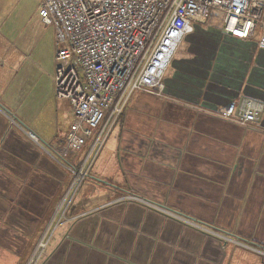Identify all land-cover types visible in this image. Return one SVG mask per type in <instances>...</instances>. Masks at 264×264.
Masks as SVG:
<instances>
[{
    "label": "crops",
    "instance_id": "obj_1",
    "mask_svg": "<svg viewBox=\"0 0 264 264\" xmlns=\"http://www.w3.org/2000/svg\"><path fill=\"white\" fill-rule=\"evenodd\" d=\"M201 25L164 95L130 97L57 225L91 141L59 155L73 108L55 95L52 49L0 35V264H264L241 244L264 250V47ZM243 100L257 121L218 115Z\"/></svg>",
    "mask_w": 264,
    "mask_h": 264
},
{
    "label": "built area",
    "instance_id": "obj_2",
    "mask_svg": "<svg viewBox=\"0 0 264 264\" xmlns=\"http://www.w3.org/2000/svg\"><path fill=\"white\" fill-rule=\"evenodd\" d=\"M38 1L41 21L54 29L55 95L68 100L73 108L69 132L57 141L59 155L78 151L91 141L82 165L67 167L72 181L66 207L86 179L130 97L135 92L164 95L165 73L192 24H205L215 11L222 17L226 34L240 40L256 37L258 46L264 47V0ZM260 112L258 103L243 100L229 103L218 115L248 125L259 119ZM25 133L38 143L32 132ZM125 199L158 208L136 196ZM175 216L215 234L196 221ZM47 240L40 241L37 256ZM241 244L260 254L264 263L263 249Z\"/></svg>",
    "mask_w": 264,
    "mask_h": 264
},
{
    "label": "rangeland",
    "instance_id": "obj_3",
    "mask_svg": "<svg viewBox=\"0 0 264 264\" xmlns=\"http://www.w3.org/2000/svg\"><path fill=\"white\" fill-rule=\"evenodd\" d=\"M39 8L40 2L38 0H0V35L11 39V41L16 38H21V41L33 42L34 45L32 50H36V52H41L44 48H48L45 51L50 53L49 49L51 47L54 57L56 51L53 41L54 29L51 25L41 23L42 21L39 16ZM211 14L212 15L210 16V19L206 22V25H201L199 27L204 30L209 29L212 26H217L214 28L218 29L220 26L223 27L222 17H220L221 15L219 13H216L215 11H213ZM191 37H187V39L183 40V43L181 44L175 55L176 61L174 62V64L168 67L169 69L168 71H166L167 79L169 80L170 78V82H174V78H171L173 73H175L176 70H180L183 65L180 59L184 58L185 55L190 53L189 48L192 41H194L191 39ZM97 131L98 129L95 130V134ZM84 148L85 147H83L80 152L77 151L81 154V156L85 154ZM71 152L76 151L72 150ZM76 194L77 192L75 193V195ZM75 195L73 196L71 203L73 202ZM69 197L70 196L66 198V201H68ZM66 201H64L65 203L60 206L59 218L54 223L56 225L59 224L61 220L66 217L68 207H70L71 205L70 203L66 207ZM45 238H48V240H50V234H48ZM44 249L41 251V254L37 257L35 263L37 262L39 257L42 256Z\"/></svg>",
    "mask_w": 264,
    "mask_h": 264
},
{
    "label": "water",
    "instance_id": "obj_4",
    "mask_svg": "<svg viewBox=\"0 0 264 264\" xmlns=\"http://www.w3.org/2000/svg\"><path fill=\"white\" fill-rule=\"evenodd\" d=\"M1 108V107H0ZM3 111H5V109L1 108ZM6 112V111H5Z\"/></svg>",
    "mask_w": 264,
    "mask_h": 264
}]
</instances>
